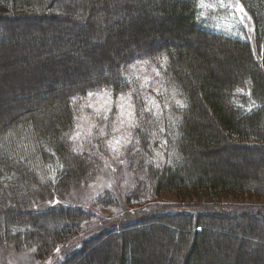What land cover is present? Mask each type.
I'll list each match as a JSON object with an SVG mask.
<instances>
[{
    "label": "trees",
    "instance_id": "obj_1",
    "mask_svg": "<svg viewBox=\"0 0 264 264\" xmlns=\"http://www.w3.org/2000/svg\"><path fill=\"white\" fill-rule=\"evenodd\" d=\"M86 1L0 0V26L3 29L12 28L25 19L43 22L69 20L74 12L79 20L83 19L80 25H89L91 35L85 33L86 28L83 27V40L75 32L65 42L68 46L72 40L80 44L75 54H80L77 55L80 60L90 61L101 55L97 38L103 39V34L94 37L100 31L97 18L101 17L110 40L126 52H116L117 59H108L116 77L97 78L83 82L80 87L77 85L79 79L74 82L66 77L68 85L58 83L55 89L48 85L49 88L45 89L51 95L46 96L49 94L46 92L43 98H33L30 109L24 108L21 104L24 100L19 99L21 102L14 104L17 111L12 114L18 113L12 116L14 122L10 124L4 122L10 108L0 98V251L34 249L35 259L43 260L53 255L60 244L81 234L82 225L91 216L81 207L56 203L46 207L44 212H37L42 210L36 209L39 205L35 204L48 198L49 201L62 202L74 187L102 175L118 155L122 166H127L133 176L135 185L132 189L124 188V180L121 181V189L130 192H126L129 195L125 201L144 205L158 194L175 193L182 196V204L171 211H182L180 217L172 213L168 217L151 214L134 222L126 218L123 222L113 220L106 224L109 227L105 235L83 241L68 251L60 264H75L79 259L76 257L78 252L84 254L85 251H91L94 261L110 264L116 252L103 253L91 243H114L115 239L121 238H125L121 245L124 252L120 259L116 257V264H192L186 263L185 256L193 252L199 260L204 249L209 250L213 258L219 255L217 264H236L235 259L238 264L261 262V252L244 254L240 251L234 254L236 258L229 253L217 254V249L208 243L209 233L204 218L218 215L216 217H242L256 223L264 222L263 206L255 205L248 210L241 205L248 199L264 200V182L260 185L253 173L250 178L239 177L241 169L234 165H231L234 176H220L226 172L219 175L210 173L213 166L208 164L210 160L204 155L214 158L227 149L243 160L246 154L264 150V0H237L252 20V41L211 28L212 21L201 12V0H130L131 3L124 0L123 5H117V8L106 1L105 4L101 2L100 12L89 7L99 4L100 0ZM116 12H119V21L114 23L112 17L117 15ZM131 14L145 16L132 19ZM91 20L94 25H91ZM199 21H204L205 27L198 26ZM168 35L181 36L184 41L195 38L199 43L194 46L173 41L165 45L143 42L147 39L157 41ZM210 41H221L224 46H215ZM3 54L0 50V57ZM66 58H71V55L67 54ZM56 61L48 64V68L44 65V70H53L62 64L61 60ZM137 63H147L153 68L152 81H143L146 82L143 86L126 73L128 66ZM70 68L68 70L71 71ZM79 73L86 75L88 70L82 68ZM35 76L34 83L42 80L36 73ZM23 79L21 75V81ZM50 79L54 80L53 77ZM102 88L115 94L135 91L132 115L128 119H116L114 113H108L106 108L92 116L90 121L88 117L85 119L84 113L88 114L103 104L86 106L83 101L90 97L89 93L95 94ZM112 104L118 109L120 102L115 100ZM4 125L7 128L1 132ZM123 131L132 134L125 146L113 138L114 134ZM254 165L251 163L249 167L254 169ZM225 201L234 205L229 209L222 205L219 211L230 210L232 214L206 211L208 205H220ZM100 202L118 206L111 197ZM27 206L30 212L25 209ZM237 207L245 213L236 212L240 210ZM129 209L124 206L120 212ZM124 214L129 215V211ZM24 215L29 219L41 217L43 226L30 231L26 227L33 224L22 220ZM164 218L181 220L183 226L190 227L191 233L184 229L181 237L185 241L186 255L183 256V252L181 259L177 257L174 261L168 257L163 259L157 252L139 258L137 253L143 250L144 235L131 234V231L138 233L144 226ZM138 226L143 229H135ZM109 231L111 233L108 234ZM104 237L111 238L104 241ZM212 259L208 257L205 263L212 264Z\"/></svg>",
    "mask_w": 264,
    "mask_h": 264
},
{
    "label": "rangeland",
    "instance_id": "obj_2",
    "mask_svg": "<svg viewBox=\"0 0 264 264\" xmlns=\"http://www.w3.org/2000/svg\"><path fill=\"white\" fill-rule=\"evenodd\" d=\"M106 1L109 2L111 6L116 5V8L117 5H123L124 3V0H100L99 4L94 5L95 7L90 5L89 7L93 9H99V7L101 8V2H104L105 4ZM74 2L86 3L87 1L74 0ZM127 3H131V1L127 0ZM98 11L100 12V9ZM201 12L206 19L212 21V25L210 24L211 28L213 27L219 31L237 34L239 37H247L251 39V41L253 40L254 27H252V20H250L244 7L237 0H201ZM116 13L117 15L112 17L114 23L115 21H119V12ZM71 16L72 17L68 19L71 20L70 22L73 21L75 23L74 24L72 22V25L70 24L69 20L63 19L49 22L25 19L18 22L17 25H12L13 29H3L0 26V50L4 52V54L0 57V98L2 102L10 108L9 115L4 118V122L8 121V124L14 122V117L12 116H14L15 113H18L14 112L12 114L13 111H17V107L14 105L15 102L20 103V100H24L21 104L24 106V108L30 109L32 108L34 102L31 101L33 98H35V100L36 98H43V93L46 92L49 93L46 96L51 95L50 92L46 91L45 89L49 88L47 87L48 85L51 86L50 89H55V84L57 85L58 83L68 85V82L65 79L66 77L67 79L74 82L79 79L78 82L80 83L77 84L78 86H82L83 82L85 84L87 81H95L97 78L116 77V71L112 64L108 62V59H117L115 55L116 52L120 53V51H123L120 47H118V44L115 41L112 42L108 34H106L108 33V28L106 25H103L101 17L97 18V24L100 31L95 29L97 33L95 34L96 36H94L98 37L100 33L103 34V39H101L100 36L97 38V44L100 45L98 50L101 51V55L99 54L100 58H91L90 62L87 59L80 60V57H77V55L79 56L80 54H75L74 51H76L81 46L80 44H77L74 40H72V44L68 46L65 42L68 38H72L71 34L75 32L79 34V38L82 37L81 40L84 39L85 33L88 32L91 35L88 24L80 25V22L83 19L79 20L76 15H74V12ZM130 16L132 19H138L140 17H144L145 15L131 14ZM94 20L95 19L93 18V21ZM94 22H96V20ZM90 23L91 25H94L92 20ZM129 23L131 24V22ZM77 26L79 28H77ZM83 27L86 28L85 33V29ZM196 29L199 30L197 27ZM243 31H245V33ZM41 32H44L45 34H42ZM130 36L133 37L131 34ZM168 41L177 42L180 45L192 43L194 46L199 43V40H196L195 38L193 40L184 41L181 36L175 37L172 35H168L157 41L154 40L153 42L152 39H147L143 42L146 44L150 42L149 45H165ZM93 42L96 43V40H92V43ZM219 42L220 43L210 41V44H214L218 47H220V45L224 46L221 41ZM54 43L56 46H54ZM115 45H117V47H115ZM67 54H70L71 58H66ZM56 60H61L60 63L62 64H58L56 66L57 68H54L53 70H44L45 67L48 68V64L57 63ZM44 65L45 67H43ZM68 68H70L71 71L68 70ZM82 68H86L88 70V74L81 75L79 72L82 71ZM34 72L37 74V77H42L40 82L37 81V83H34V79L36 78ZM126 73L132 78L138 80L141 86L146 83L143 82L145 80H148L147 82H151L152 76L154 74L153 68L147 63H137L135 65H130L127 67ZM21 75L24 76L22 81ZM31 76L35 77L32 78ZM52 77L54 80L50 79ZM82 78L83 80L81 81ZM129 79L131 80L130 77ZM129 91L130 92L125 94H115L110 89L102 88L101 91L90 95L89 98L83 101V105L93 106L96 104L97 106H100L103 104V106L91 111L88 114L84 113L85 119L88 117L90 121L92 116L100 113L104 108L107 109L108 113H114L116 119H128L132 115V101L135 97V91ZM137 93L138 92H136V94ZM25 98L27 99L25 100ZM115 100L120 102L118 109H115L112 104ZM6 128L7 125H4L1 129V132H3ZM131 137L132 134L128 133L127 131L118 132L113 136V138H117L118 142L122 143L123 145H126L129 142L128 139ZM261 151L262 152H252L246 154L243 160H240L237 156H234V154L228 152L227 149H223L221 153L214 155V158H211L207 155H204V158L210 160L208 164L213 166L210 168V170H212L210 173H217V175H219L221 172H226L224 175L220 176H234V172L231 171V165L239 166L241 169L239 177L250 178L251 174L253 173V176L256 177L259 180V183H261L260 185H262L264 182V150ZM200 153L204 152L201 151ZM120 160L121 158L116 155L115 161L109 164L106 171L102 175L85 185H77L74 188L75 191H72L70 196H68L69 198L67 197L68 199L66 198L62 201L64 204L69 206H81L91 214V216L82 225L83 232L81 234L75 236L73 239L65 242L64 244H60L53 255L43 260L35 259L34 249L23 251L13 248L0 251V264H60V262L64 261L65 255L68 251L82 244L83 241L97 238L95 236H98L102 231V233L106 232L104 230L109 227V225L106 224H110L113 222V220L119 219V222H123L126 221V219L144 216L146 213H148V215L155 214L156 216L166 217L171 216L172 213H176L177 215L175 217H180V212L182 211H171L173 208L178 209V205L182 204V196H176L175 193L158 194L150 201L143 203L144 205H139V203L134 205L128 201H125L128 194L126 192L129 191H123L121 189V181L124 180V188L132 189L135 185L133 176H131L129 173L127 166L118 164ZM251 163L255 164L254 169L249 167ZM119 166H121L119 168V172L116 173L115 169ZM124 175L126 176L123 177ZM108 197H111L116 202V204H118V206L113 207L100 202L101 200H104ZM57 202L58 201L51 200L45 203V205L37 203L40 207L39 210H42L37 212H44L46 211V207L52 206ZM222 205L229 209V207L233 206L234 203L231 201H225L220 205L211 204L206 207V211L211 210L212 212L221 215H224L226 212H229L228 215L232 214L230 213V210L225 212L219 211V207ZM241 205H243L246 209L251 210L255 207V205L264 207V200L253 201L252 199H248L244 200V203ZM124 206L130 207L131 209L120 212ZM185 210L191 212L190 209ZM127 211H129V215L124 214V212ZM237 211L241 212L242 210H236V212ZM39 214L43 215V213ZM212 216L214 218H211ZM212 216L207 215L205 216L204 220L206 221V229L209 233L207 236L209 237L208 243L217 249L215 250L217 251V254L229 253V255L233 256V258H236L234 254L239 253L240 251H244V254L252 253V251H254L253 253L261 252L263 260L256 264H264V222L257 221L258 223H256L249 221L251 219L242 217L230 216L223 218L216 217L218 215ZM24 219L27 223L33 224L32 227H30V225L26 227L30 231H37L40 226H43L41 217L37 218L34 216L29 219L27 215H24L22 216V220ZM216 219L218 220L214 221ZM158 220V222H155L149 226H144V229L140 226L135 227V229L137 228L138 230L143 229L138 233L131 231V234L144 235V246L142 247L143 250L142 252L137 253L138 257L141 258L142 256H149V254H155V252H157L158 255L163 257V259L168 257L171 259V261H174L177 260V257H179L180 260L183 252L186 251L185 241L183 238L181 239V237L184 234V229H187V232H190V227L183 226L180 222L181 220L177 219L168 220L164 218ZM176 232L178 233L176 234ZM109 233H111V231H109L108 234ZM110 238L104 237L103 240L109 241ZM121 239H115L114 243L111 241L110 243L107 242V244H104L100 241H94L91 244L94 248L96 247L103 253H107V251L116 252L114 258H112L113 262H110V264H116V257L117 259H120L124 252V248H122L121 245L125 243V238L122 240ZM190 239V243H192L193 235L190 236ZM126 243H128L127 240ZM173 243L175 246L172 245ZM185 255L186 253L184 252L183 256ZM213 256L214 255L212 253L210 254L209 250L204 249V253L199 254V260L196 256H193V252L187 254V256H185V260L186 263L189 261L192 264H206L205 260L208 257L212 259ZM76 257H79V259L78 262H75V264H81L83 262H86V264L101 263H98L92 259L93 254H91V251H85L84 254L78 252ZM251 258H253V256ZM254 258L258 259L259 257ZM212 260V264H217L216 261H220L219 255L214 257ZM235 263L238 264V260L235 259Z\"/></svg>",
    "mask_w": 264,
    "mask_h": 264
},
{
    "label": "bare ground",
    "instance_id": "obj_3",
    "mask_svg": "<svg viewBox=\"0 0 264 264\" xmlns=\"http://www.w3.org/2000/svg\"><path fill=\"white\" fill-rule=\"evenodd\" d=\"M198 26H200V27H205V22H204V21H203V22H200V21H199V22H198ZM74 188H75V187H74ZM73 191H75V189H73ZM38 195H41V193L38 194ZM49 200H50V198H48V199H47L46 201H44V202H40V204H43V203L45 204V203H47ZM44 204H43V205H44ZM37 205H39V204L36 203L35 206H37ZM25 209L28 210L27 212H30V210H31L28 206L25 207ZM117 228H118V227H117ZM107 229H108V228H107ZM107 229H105L104 231H107ZM102 232H103V231H102ZM102 232H101V233H102ZM101 233H100L98 236H100V235H105V232L102 233V234H101Z\"/></svg>",
    "mask_w": 264,
    "mask_h": 264
},
{
    "label": "snow or ice",
    "instance_id": "obj_4",
    "mask_svg": "<svg viewBox=\"0 0 264 264\" xmlns=\"http://www.w3.org/2000/svg\"><path fill=\"white\" fill-rule=\"evenodd\" d=\"M89 95H92V93H89Z\"/></svg>",
    "mask_w": 264,
    "mask_h": 264
}]
</instances>
